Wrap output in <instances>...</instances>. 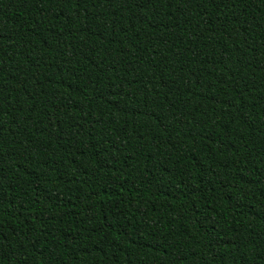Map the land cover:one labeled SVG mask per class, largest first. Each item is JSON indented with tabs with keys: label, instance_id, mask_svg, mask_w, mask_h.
Segmentation results:
<instances>
[{
	"label": "trees",
	"instance_id": "trees-1",
	"mask_svg": "<svg viewBox=\"0 0 264 264\" xmlns=\"http://www.w3.org/2000/svg\"><path fill=\"white\" fill-rule=\"evenodd\" d=\"M0 264H264V0H0Z\"/></svg>",
	"mask_w": 264,
	"mask_h": 264
}]
</instances>
